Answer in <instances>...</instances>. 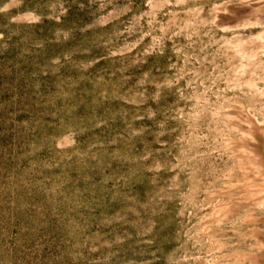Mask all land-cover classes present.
<instances>
[{"label": "rangeland", "instance_id": "374dc122", "mask_svg": "<svg viewBox=\"0 0 264 264\" xmlns=\"http://www.w3.org/2000/svg\"><path fill=\"white\" fill-rule=\"evenodd\" d=\"M257 3L0 0V264H250Z\"/></svg>", "mask_w": 264, "mask_h": 264}, {"label": "bare ground", "instance_id": "6f19581e", "mask_svg": "<svg viewBox=\"0 0 264 264\" xmlns=\"http://www.w3.org/2000/svg\"><path fill=\"white\" fill-rule=\"evenodd\" d=\"M245 9H247L248 15H243L244 10L241 9L239 13H242V16L239 19H245L247 16H254L255 18L262 17L263 15L260 11H264V3L247 6ZM247 121L246 128L236 142V146L240 148L242 153L241 158H243V162H240L242 179L236 184V187L239 188V191L242 190V194L244 195L240 198L241 200L239 202H233L230 210L228 208L229 212H234L236 209L242 207L244 208L249 198L253 196H260L264 199V125L257 124L250 119H247ZM249 210L246 211L248 213L247 215L245 214L242 220L247 223L246 227L252 230L250 236L254 238L256 250L251 252L248 257L244 256L241 261L244 263L247 258L250 264H264V213L256 215L259 213H254L255 211Z\"/></svg>", "mask_w": 264, "mask_h": 264}]
</instances>
